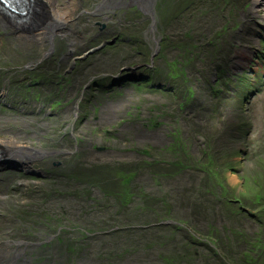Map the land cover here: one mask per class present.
Masks as SVG:
<instances>
[{
    "label": "rangeland",
    "instance_id": "obj_1",
    "mask_svg": "<svg viewBox=\"0 0 264 264\" xmlns=\"http://www.w3.org/2000/svg\"><path fill=\"white\" fill-rule=\"evenodd\" d=\"M258 2L191 5L147 57L93 0L54 44L17 40L0 12V136L42 151L0 169V237L48 239L40 264H264ZM129 66L148 80L112 82Z\"/></svg>",
    "mask_w": 264,
    "mask_h": 264
},
{
    "label": "flooded vegetation",
    "instance_id": "obj_2",
    "mask_svg": "<svg viewBox=\"0 0 264 264\" xmlns=\"http://www.w3.org/2000/svg\"><path fill=\"white\" fill-rule=\"evenodd\" d=\"M94 12L96 15L105 16L107 14L110 17L111 25L116 28L113 34H117L120 30L119 27L124 25H132L131 32L136 35V38L132 39L133 42L141 41L143 47L137 53V56L147 57L149 55V39L154 46L159 49V38L155 37L154 33L161 34L163 28L170 25L178 24L183 18V11L191 7V5L211 3L215 6H229L236 5L240 0H93ZM64 2V1H63ZM66 2H68L66 0ZM66 2H64L66 4ZM252 13V12H251ZM44 17L46 13H44ZM146 20L148 22H146ZM117 30V31H116ZM129 40V39H128ZM144 40V41H143ZM130 41V42H131ZM128 42V41H127ZM110 46L113 44H109ZM148 54V55H147ZM25 243V244H24ZM50 241L44 239L37 241L32 245L30 242H23L21 253L22 263L24 264H40L41 261L51 262L53 253L50 252L54 245L50 247ZM47 245V246H46ZM33 246V247H32ZM29 247L32 250L28 252ZM34 255V256H32ZM32 259L34 260L32 262Z\"/></svg>",
    "mask_w": 264,
    "mask_h": 264
},
{
    "label": "bare ground",
    "instance_id": "obj_3",
    "mask_svg": "<svg viewBox=\"0 0 264 264\" xmlns=\"http://www.w3.org/2000/svg\"><path fill=\"white\" fill-rule=\"evenodd\" d=\"M58 1L59 0H32V5L35 4L36 8L39 6L42 9L40 11L35 10L36 12H32L28 16V21L23 22V24H10V27L15 30L17 40H22L28 45H32V43L43 44V42H51L54 44V36H58V34L61 35L63 34V31L66 30V26H68L71 18L70 13L78 3V0H67L68 2H66V4L63 2L59 4ZM257 3L261 2H258L257 0ZM44 13H46L47 18H49L48 21L47 18L44 17ZM252 13L254 15L257 14V10H254ZM39 15L41 16L39 17ZM257 15L260 16L261 19L264 18L263 15ZM0 23H3L5 28L9 25L8 20L2 16L1 13ZM258 23L264 26V20H262L261 23ZM67 45L68 43L66 46ZM41 152L42 151L37 147L29 146L13 134L8 133L4 137L0 136V169L3 165L10 162V160H13L14 162L18 161V164L21 167H25L24 165L26 162H31L30 160L35 157L34 155L40 154ZM5 217L4 214H0L1 227L3 222L8 220H6ZM22 245L23 242L19 241L18 243L14 238H9L7 240L6 238L0 237V264H24L20 260V257L22 256Z\"/></svg>",
    "mask_w": 264,
    "mask_h": 264
},
{
    "label": "water",
    "instance_id": "obj_4",
    "mask_svg": "<svg viewBox=\"0 0 264 264\" xmlns=\"http://www.w3.org/2000/svg\"><path fill=\"white\" fill-rule=\"evenodd\" d=\"M24 2H27L26 6L28 7L23 13H20V14H16L17 16H15V23L14 25H19L20 23L23 24V22H27L28 21V16L34 12L35 10L37 11L38 8H40L38 6V8H36V5H32V0H23ZM35 11V12H36ZM19 18V19H18ZM49 20V18H47V21ZM239 29V28H238ZM237 29V30H238ZM140 66H129V67H124L122 68L121 70H130L131 71V75L127 76V74H124L122 73V71L120 70V72L117 74V75H113L111 78H112V82H115L116 84H119L120 82L119 81H124L126 79H132L134 80L135 82H138L140 80H143V81H146L148 80V77L147 75H145L144 73L141 72V70L139 69ZM30 164V162H26V164L24 165L25 167H21V166H18V163L16 162L15 163H11L9 165H6L10 168H22L23 170L25 168H27V166Z\"/></svg>",
    "mask_w": 264,
    "mask_h": 264
}]
</instances>
